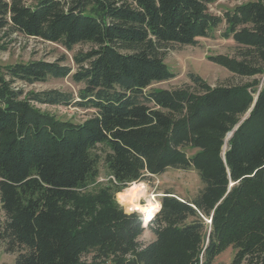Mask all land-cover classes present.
I'll return each instance as SVG.
<instances>
[{
	"label": "trees",
	"instance_id": "1",
	"mask_svg": "<svg viewBox=\"0 0 264 264\" xmlns=\"http://www.w3.org/2000/svg\"><path fill=\"white\" fill-rule=\"evenodd\" d=\"M214 1L0 0V31L67 49L90 44L73 55L71 77L84 85L77 100L16 85L68 75L59 61L0 72V245L16 253L13 264H81L89 251L114 264H213L228 246L229 264H264V0L223 17L210 10ZM223 20L222 36L240 49L226 63L251 80L212 87L191 73L190 84L151 87L173 76L170 48L212 37ZM36 103L92 112L74 122ZM169 167L196 169L203 185L190 200L165 191L155 239L141 243L144 228L114 193Z\"/></svg>",
	"mask_w": 264,
	"mask_h": 264
},
{
	"label": "rangeland",
	"instance_id": "2",
	"mask_svg": "<svg viewBox=\"0 0 264 264\" xmlns=\"http://www.w3.org/2000/svg\"><path fill=\"white\" fill-rule=\"evenodd\" d=\"M30 4L33 0H25ZM249 0H215L209 5L210 10L219 16ZM225 21L219 25L212 37H202L196 45L174 46L170 48L165 55V63L173 72V76L164 81L155 82L151 87L155 89H173L183 84H190V74L200 76L208 85L216 86L220 84H231L245 82L251 80L252 77L238 75L226 63L231 57L238 55L239 46L232 38H225L222 32L225 29ZM90 48V44H76L71 49L65 48L63 45L51 41H45L39 38L26 37L19 33L7 34L4 30L0 31V72L4 71V67L15 62H27L29 60H47L59 61L62 65L71 68L68 75L62 77H47L44 81H37L31 84L17 82L16 85L22 87L25 91H40L46 89H58L67 93H71L75 100L78 98V91L84 86L81 82H75L72 79V73L76 70V64L73 55L82 50L86 51ZM217 60H214L215 58ZM264 78V75L262 76ZM41 110L48 112L57 118L71 120L74 122L82 121L91 114L92 109L76 105H48L36 103ZM248 112L238 116V122L234 125V129L242 123ZM232 136L229 131L225 136L223 149H226L227 140ZM107 171L103 165L100 167L99 181H105ZM149 183L156 193L165 194L170 191L180 200H190L196 196L198 190L202 187V180L198 171L194 168L178 169L169 167L160 174H152L147 172L145 178H141ZM162 196L159 198L161 199ZM0 219H3V211L0 205ZM210 225V219H206ZM154 224L151 223L143 232L138 235L137 240L141 243H149L155 239L153 231ZM234 249L228 246L219 253L213 264H229L233 258ZM16 253L6 252L3 245H0V264H13ZM115 257L112 255H97L94 251L85 252L81 256V264H114ZM241 264H246L242 262Z\"/></svg>",
	"mask_w": 264,
	"mask_h": 264
},
{
	"label": "clouds",
	"instance_id": "3",
	"mask_svg": "<svg viewBox=\"0 0 264 264\" xmlns=\"http://www.w3.org/2000/svg\"><path fill=\"white\" fill-rule=\"evenodd\" d=\"M160 196L162 193H156L149 183L133 179L114 193V203L125 216L135 215L140 226L147 228L163 208Z\"/></svg>",
	"mask_w": 264,
	"mask_h": 264
}]
</instances>
